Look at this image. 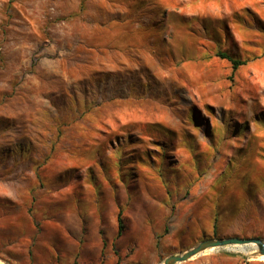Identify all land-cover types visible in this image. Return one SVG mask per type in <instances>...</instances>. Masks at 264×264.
I'll list each match as a JSON object with an SVG mask.
<instances>
[{"label": "rangeland", "instance_id": "374dc122", "mask_svg": "<svg viewBox=\"0 0 264 264\" xmlns=\"http://www.w3.org/2000/svg\"><path fill=\"white\" fill-rule=\"evenodd\" d=\"M81 1L0 0V263L264 242V0Z\"/></svg>", "mask_w": 264, "mask_h": 264}, {"label": "water", "instance_id": "95a60500", "mask_svg": "<svg viewBox=\"0 0 264 264\" xmlns=\"http://www.w3.org/2000/svg\"><path fill=\"white\" fill-rule=\"evenodd\" d=\"M229 247L253 249L257 252L258 256H264V242L261 239H242L232 237L227 239L204 240L181 254L165 258L161 264H183L204 254L208 250H219Z\"/></svg>", "mask_w": 264, "mask_h": 264}, {"label": "crops", "instance_id": "0c3cea01", "mask_svg": "<svg viewBox=\"0 0 264 264\" xmlns=\"http://www.w3.org/2000/svg\"><path fill=\"white\" fill-rule=\"evenodd\" d=\"M77 249L73 251L74 256L78 255L77 262H52L47 261L41 264H120L118 263L117 257L112 253V251L105 252V258H102V244L90 245L84 243L82 245H77ZM62 251H58L61 253ZM75 252V253H74ZM71 254V253H70ZM92 254V258H89ZM64 258L67 257V253L63 252Z\"/></svg>", "mask_w": 264, "mask_h": 264}, {"label": "trees", "instance_id": "16d2710c", "mask_svg": "<svg viewBox=\"0 0 264 264\" xmlns=\"http://www.w3.org/2000/svg\"><path fill=\"white\" fill-rule=\"evenodd\" d=\"M86 0H82L80 4V10H83V4ZM215 58H218L220 60H225L227 61L230 66H231V72L234 74L239 68L246 66L248 61L247 60H242L240 58L234 57L231 54L227 52H222V51H216V53L213 55ZM125 229L124 223H123V218H122V212L119 211L117 215V237H121L122 233Z\"/></svg>", "mask_w": 264, "mask_h": 264}, {"label": "bare ground", "instance_id": "6f19581e", "mask_svg": "<svg viewBox=\"0 0 264 264\" xmlns=\"http://www.w3.org/2000/svg\"><path fill=\"white\" fill-rule=\"evenodd\" d=\"M237 249L240 250V251H244V252L250 250V249L241 248V247H238ZM251 250H253V249H251ZM261 259L264 260V256H261ZM0 264H1V263H0Z\"/></svg>", "mask_w": 264, "mask_h": 264}]
</instances>
